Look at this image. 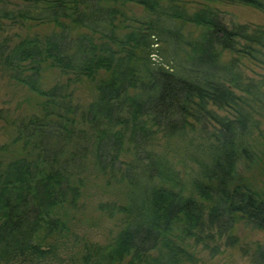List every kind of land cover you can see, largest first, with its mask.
I'll list each match as a JSON object with an SVG mask.
<instances>
[{"label": "trees", "instance_id": "16d2710c", "mask_svg": "<svg viewBox=\"0 0 264 264\" xmlns=\"http://www.w3.org/2000/svg\"><path fill=\"white\" fill-rule=\"evenodd\" d=\"M204 1L190 11L182 0H0V69L43 99L0 165V264L59 256L75 235L63 210L78 209L92 165L127 190L124 203L100 205L125 227L107 246L83 241L80 264L196 263L193 246H236L240 220L264 231V193L240 172L264 120L263 87L241 66L264 67V28L229 25L211 6L264 13V0ZM28 24L55 30L8 35ZM46 66L98 80L97 100L75 103L71 85L44 90ZM182 150L187 181L169 157ZM252 258L264 264V244Z\"/></svg>", "mask_w": 264, "mask_h": 264}, {"label": "rangeland", "instance_id": "374dc122", "mask_svg": "<svg viewBox=\"0 0 264 264\" xmlns=\"http://www.w3.org/2000/svg\"><path fill=\"white\" fill-rule=\"evenodd\" d=\"M190 11H195L205 3L204 0H182ZM202 4V5H201ZM221 12L224 21L231 25H251L264 28V13L246 5L241 4H212ZM134 16L143 17L144 10L140 7L132 8ZM133 15L131 12L129 13ZM55 28L49 25H25L22 28L10 30L9 36L17 34L21 37L51 34ZM192 33L194 30L187 29ZM231 53L223 54L224 61L233 59ZM249 77L257 84H261L264 91V67L249 63L244 60L241 66ZM71 83V84H70ZM57 85L68 86L74 95L75 103L87 107L98 98V80H71L68 75L63 74L55 68L46 66L42 76V88L51 89ZM43 99L38 94L30 91L27 87L14 82L9 73L0 69V165H5L13 158L14 150H21L14 146L13 140L17 136L18 126L23 119L41 114V103ZM223 114L222 111H219ZM260 121L258 128L251 139L256 158L254 163L242 161L240 164L241 175L251 181L257 189L264 193V120ZM174 151V148H172ZM184 152L169 154L175 167L181 172V177L187 181L191 176V162H184ZM93 165L84 175L85 186L83 194L76 210L64 209L63 214L70 228L74 232L69 240L63 241L58 248L59 256L49 264H80L79 257L83 251L84 243L107 246L111 244L125 227L123 215L115 213L110 216L100 209V205L106 203H120L125 200L127 190L120 183L107 184L103 175L98 174ZM232 234L237 237L236 246H227L225 240L220 244L211 243L210 248L204 245L193 246L197 262L190 264H257L252 258L257 244H264V231L249 226L244 220L238 221ZM219 246L215 253L213 247ZM189 264V263H185Z\"/></svg>", "mask_w": 264, "mask_h": 264}]
</instances>
